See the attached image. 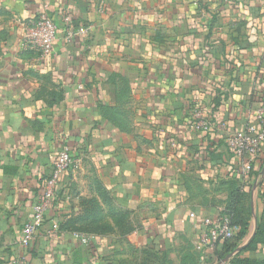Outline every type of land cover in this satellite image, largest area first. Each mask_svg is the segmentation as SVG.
I'll use <instances>...</instances> for the list:
<instances>
[{
  "label": "crops",
  "instance_id": "obj_1",
  "mask_svg": "<svg viewBox=\"0 0 264 264\" xmlns=\"http://www.w3.org/2000/svg\"><path fill=\"white\" fill-rule=\"evenodd\" d=\"M41 13L58 27L46 57L20 47ZM65 19L88 34L67 40ZM263 103L264 0H0V264H123L113 238L49 235L103 197L128 212L130 251L217 264L203 223L224 218L235 187L251 205L257 185L264 225V154L225 143ZM65 147L81 167L24 248ZM244 256L264 259V243Z\"/></svg>",
  "mask_w": 264,
  "mask_h": 264
},
{
  "label": "built area",
  "instance_id": "obj_2",
  "mask_svg": "<svg viewBox=\"0 0 264 264\" xmlns=\"http://www.w3.org/2000/svg\"><path fill=\"white\" fill-rule=\"evenodd\" d=\"M66 39L81 35H87L85 29H73L65 19ZM22 38L20 47L22 50H33L42 56H49L54 51V42L57 38V24L45 13H41L32 22L22 23ZM197 117H200L197 115ZM256 121L249 124L243 132L230 135L226 138V145L238 155H247L251 158H260L264 154V103L256 110ZM197 128L206 130L207 125L199 122ZM81 167V161L71 154L70 150L65 147L59 155L55 165L52 177L45 185L44 197L41 202L34 207L33 220L27 223L22 230L20 244L28 248L34 241L40 227L45 222V214L52 204L55 190L62 179L68 172H75ZM245 171H251V166L245 167ZM208 229V243L217 244L227 240H232L239 232L240 227L231 222L230 218H221L218 220L206 219L203 223ZM60 230V224L54 223L49 231L53 235ZM74 237L87 245L90 238L75 233Z\"/></svg>",
  "mask_w": 264,
  "mask_h": 264
},
{
  "label": "trees",
  "instance_id": "obj_3",
  "mask_svg": "<svg viewBox=\"0 0 264 264\" xmlns=\"http://www.w3.org/2000/svg\"><path fill=\"white\" fill-rule=\"evenodd\" d=\"M244 198L245 195L242 192L241 188L235 187L231 193V202L229 208L227 209V212L225 215H223V217L230 218L231 222L235 225H238L241 230L232 240L221 242V244H219V242L217 244V263L224 259L227 255L232 253L244 241V239L250 232L252 218L251 205L249 202L243 204ZM119 215L124 218L123 221H125L126 223L124 229L128 232L133 231V225L131 222H129L128 212L114 211L112 213L113 217ZM77 224L78 222L73 218L68 222L67 225H60V229L65 228L70 229L73 232H78ZM259 243H264V225L258 220V230L254 241L247 249L243 250L241 253L231 259L228 264H264V259L257 260L244 256L245 252L255 249L256 245ZM140 253L143 255V257L140 258L139 264H172L171 260L165 254H160L153 250H143Z\"/></svg>",
  "mask_w": 264,
  "mask_h": 264
},
{
  "label": "rangeland",
  "instance_id": "obj_4",
  "mask_svg": "<svg viewBox=\"0 0 264 264\" xmlns=\"http://www.w3.org/2000/svg\"><path fill=\"white\" fill-rule=\"evenodd\" d=\"M114 211L123 210L115 208L112 201L105 197L100 200L92 198L80 200L73 217L78 222V233L90 239L97 237L113 238L116 245L124 250L123 253H129L125 255V258L122 257L120 262L123 264H130V262L137 264L138 262L139 264L143 255L139 251H130L131 246L126 243V237L130 232L124 229L126 223L121 215L112 216Z\"/></svg>",
  "mask_w": 264,
  "mask_h": 264
},
{
  "label": "water",
  "instance_id": "obj_5",
  "mask_svg": "<svg viewBox=\"0 0 264 264\" xmlns=\"http://www.w3.org/2000/svg\"><path fill=\"white\" fill-rule=\"evenodd\" d=\"M262 174L264 175V170ZM256 189H257V185L255 186L253 190V198H252V204H251L252 224H251L249 234L244 239V241L232 253L227 255L224 259L219 261L217 264H228L231 259H233L236 255L241 253L243 250L247 249L250 246V244L254 241L256 234H257V230H258V216H257L256 208H255Z\"/></svg>",
  "mask_w": 264,
  "mask_h": 264
}]
</instances>
